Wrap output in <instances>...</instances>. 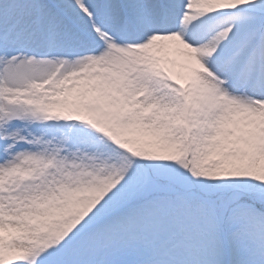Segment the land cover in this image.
Instances as JSON below:
<instances>
[{
    "label": "rangeland",
    "instance_id": "rangeland-1",
    "mask_svg": "<svg viewBox=\"0 0 264 264\" xmlns=\"http://www.w3.org/2000/svg\"><path fill=\"white\" fill-rule=\"evenodd\" d=\"M48 9L46 31L76 42ZM253 12L252 34L232 35L241 59L262 42L264 8ZM114 36L63 69L1 64L0 227L11 232L0 264H166L157 243L175 241L186 253L168 264H264V209L168 187L238 192L264 208V106L229 87L239 52L185 65Z\"/></svg>",
    "mask_w": 264,
    "mask_h": 264
},
{
    "label": "bare ground",
    "instance_id": "bare-ground-1",
    "mask_svg": "<svg viewBox=\"0 0 264 264\" xmlns=\"http://www.w3.org/2000/svg\"><path fill=\"white\" fill-rule=\"evenodd\" d=\"M121 1L124 5L127 2L128 7L131 9L133 15L131 23L133 25L137 23L142 27L145 26V21H148L151 28L156 27L155 11H157L158 15H170L175 12L173 9L169 12L166 8L164 10H159L160 3H158L157 0H144L141 11L137 10V6L141 0ZM160 1L167 2V4L172 7H175L178 3V0ZM110 3L112 9L108 17L113 24H117L119 22L120 12L113 0H110ZM187 3L189 6L188 13L180 20L177 30L173 32L165 31V39L163 40H160L157 35L150 34L148 39L144 40L139 47H146L157 54L174 56L178 60L190 63V59L187 56L189 50L186 44L200 41L201 36L209 32L207 39L202 40L201 44L195 48V52L201 54L205 50H212L215 48L213 42L216 40L214 24L230 27L234 33L238 30L237 28H240L239 31L241 32H246L251 22L254 21L252 16L254 15L253 11L264 8V0H189ZM64 4H67V7L72 12L89 14L90 6H93V1L65 0ZM231 10H233V12H231ZM236 12H239V14H234ZM230 14L232 17L228 19ZM211 18L214 19L212 22L210 21ZM184 37L185 40H183ZM261 39L262 43L259 46L261 54L259 52L256 53L255 50L251 56V53H246L241 59L244 52L238 53L234 62L235 71L238 70L244 75L246 72H251L255 65L261 62L260 74L262 78H264V32ZM253 56L254 60L252 59ZM8 232H11V227H0V239ZM218 262L227 263L224 258H219ZM229 264H234V262H230Z\"/></svg>",
    "mask_w": 264,
    "mask_h": 264
},
{
    "label": "trees",
    "instance_id": "trees-1",
    "mask_svg": "<svg viewBox=\"0 0 264 264\" xmlns=\"http://www.w3.org/2000/svg\"><path fill=\"white\" fill-rule=\"evenodd\" d=\"M248 200H250V199H248Z\"/></svg>",
    "mask_w": 264,
    "mask_h": 264
}]
</instances>
